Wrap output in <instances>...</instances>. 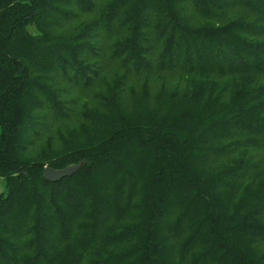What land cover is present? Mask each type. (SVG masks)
I'll return each instance as SVG.
<instances>
[{"label": "trees", "instance_id": "trees-1", "mask_svg": "<svg viewBox=\"0 0 264 264\" xmlns=\"http://www.w3.org/2000/svg\"><path fill=\"white\" fill-rule=\"evenodd\" d=\"M0 187V264H264V0H0Z\"/></svg>", "mask_w": 264, "mask_h": 264}, {"label": "water", "instance_id": "water-1", "mask_svg": "<svg viewBox=\"0 0 264 264\" xmlns=\"http://www.w3.org/2000/svg\"><path fill=\"white\" fill-rule=\"evenodd\" d=\"M82 167V163L70 165L63 169H54L46 167L44 171V178L49 182H58L65 177H71L76 174Z\"/></svg>", "mask_w": 264, "mask_h": 264}, {"label": "rangeland", "instance_id": "rangeland-1", "mask_svg": "<svg viewBox=\"0 0 264 264\" xmlns=\"http://www.w3.org/2000/svg\"><path fill=\"white\" fill-rule=\"evenodd\" d=\"M153 101H150V105L152 106L153 105ZM141 110H143V107L144 106H139ZM70 141L72 143H76V144H81V141H84V138H77V139H70ZM60 152V151H59ZM0 191H1V187H0Z\"/></svg>", "mask_w": 264, "mask_h": 264}]
</instances>
